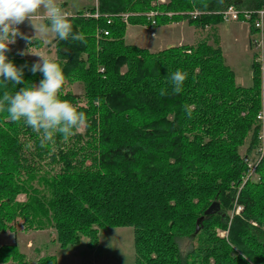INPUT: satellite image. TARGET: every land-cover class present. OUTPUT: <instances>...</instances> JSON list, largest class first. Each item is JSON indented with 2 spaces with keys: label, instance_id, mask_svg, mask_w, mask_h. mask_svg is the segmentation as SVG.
<instances>
[{
  "label": "trees",
  "instance_id": "obj_1",
  "mask_svg": "<svg viewBox=\"0 0 264 264\" xmlns=\"http://www.w3.org/2000/svg\"><path fill=\"white\" fill-rule=\"evenodd\" d=\"M234 1L97 0L70 15L82 39L53 40L65 74L57 94L86 121L67 139L57 134L41 147V133L0 110V233L20 223L25 230L52 229L61 248L85 239L92 247L101 230L131 227L135 264H264V155L259 179L241 187L249 171L245 158L261 146V63H252V88L237 86L217 34L220 12ZM236 6L253 12L254 34L264 0ZM97 10L98 18L84 15ZM183 21L202 34L196 44L151 52L126 43L129 25ZM207 29L213 45L203 35ZM35 41L31 46L43 45ZM7 55L23 66L26 81L39 84L42 74L30 71L31 60ZM176 70L186 79L174 94L169 76ZM14 91L0 83V94ZM20 194L26 201L17 200ZM213 203L218 211L206 215L194 236ZM236 206L243 210L230 218ZM186 238L191 245L183 251L179 241ZM19 257L16 244L0 246V263ZM34 264L58 260L46 253Z\"/></svg>",
  "mask_w": 264,
  "mask_h": 264
},
{
  "label": "rangeland",
  "instance_id": "obj_2",
  "mask_svg": "<svg viewBox=\"0 0 264 264\" xmlns=\"http://www.w3.org/2000/svg\"><path fill=\"white\" fill-rule=\"evenodd\" d=\"M97 0H58V3L61 7L63 2H68L69 6L65 7V11H69L71 15L76 14L78 9L83 6H93ZM159 3H167L169 0H158ZM62 8V7H61ZM198 11H193L192 14H195ZM200 13V12H198ZM216 14L215 12H212ZM218 13V12H217ZM219 14V13H218ZM171 15V14H169ZM264 16V13H263ZM34 22L39 24L41 21L39 17L34 18ZM262 22V20H261ZM250 22L240 19H223L221 24L217 25V34L222 35L225 40L226 48L227 46L232 49V66H230L229 58H225V62L230 68L234 71L236 75V85L241 86L243 88H252L253 85V67L251 61L257 62L260 61V49L261 47H257L256 43L249 44L248 42V33H251ZM221 26L223 28H221ZM20 33L26 36H33L35 34V30L32 27L29 20H25L23 23L17 25ZM148 27H154L157 32H148L145 30L144 25H129L127 34H126V43L128 44H135L140 46L141 48H148L152 50L151 52H158V49H161L165 46H179V45H194L199 42L202 38V34H198V32L194 29L193 26H190L187 21L183 22H169L166 25L154 26L150 25ZM221 30V31H220ZM239 30V32H238ZM221 32V33H220ZM238 32V36H234L235 33ZM234 33V34H233ZM212 34L210 29H207L203 35L208 37V44L213 45V40L209 37ZM254 34H257L258 37L260 36V30L258 29L255 31ZM156 35V37H154ZM36 38H40L43 41V45L41 47L30 46V50L33 52H43L44 54L50 56L51 58L55 59L56 54L54 52V45H53V37L52 35H48L47 37L38 36ZM155 39L152 42V39ZM220 38V36H219ZM237 40V41H236ZM221 41V40H220ZM222 45V44H221ZM232 45V46H231ZM249 47L245 50V48ZM28 47V44L25 39L18 36L16 38L15 43H12L8 47V51L15 52L20 57L26 58L31 60L35 63L39 60L38 55L36 54H25L21 55L20 52ZM163 50V49H162ZM161 51V50H159ZM223 51V49H222ZM247 52V56L245 54ZM235 52L237 55H233ZM256 54V55H255ZM224 55V53H223ZM239 55H242V59H235ZM237 61L238 65L241 68L237 67L235 64ZM261 63V71L259 73L261 78V93L262 97H264V65ZM237 76L243 77V81H238ZM74 91L77 94H82L84 91L83 85L81 83H76L74 85ZM81 105H85L82 103ZM264 108L261 109V112H264ZM259 118V115H258ZM262 128L260 132V148L258 152L254 155L248 157V162L251 165L257 166L259 161L264 155V117L262 119ZM83 131V129H81ZM247 145L243 147L242 153L243 156L244 151L246 150ZM260 152V153H259ZM249 167V166H248ZM249 180H258V174L256 171H250L249 169V178L245 177L244 182L242 183L241 187ZM19 202L26 201L25 194H20L17 199ZM243 210L242 206H236L235 210L230 212V218L232 216L240 214ZM21 222V218L19 219ZM255 224V223H253ZM256 225V224H255ZM54 231L52 229H44V230H25L20 223L15 225L12 231L6 233H0V246L7 244H16L18 253L20 257L15 260H10L8 263H0V264H34L39 257L44 256L46 253L51 255L54 250H60V246L58 243L53 242L52 239L54 238ZM217 234L219 236H227L228 231L217 229ZM225 234V235H223ZM33 241V246L35 249L27 250L26 243L28 239ZM87 239L83 241V244L78 246H69L64 253L59 251L60 261L58 260V264H135V247H134V232L131 227H120V228H108L101 230L98 235V244L96 246L88 247L86 245ZM181 249L183 251L187 250L191 245V240L189 238L182 239L179 241ZM37 249L39 251H37ZM43 251V254L41 253ZM63 254H66L63 257ZM58 256V257H59Z\"/></svg>",
  "mask_w": 264,
  "mask_h": 264
},
{
  "label": "clouds",
  "instance_id": "obj_3",
  "mask_svg": "<svg viewBox=\"0 0 264 264\" xmlns=\"http://www.w3.org/2000/svg\"><path fill=\"white\" fill-rule=\"evenodd\" d=\"M37 16L41 21L39 24L34 22ZM26 19L35 30L31 37L20 33L17 27ZM50 34L58 41L82 39L73 32L71 18L64 13L58 0H0V83L11 84L16 88L13 93L0 94V110H6L12 122L23 121L33 131L41 133V147L57 134L67 139L86 121L83 111L57 94L65 79L61 65L43 52L30 50L36 37ZM18 36L28 44L20 54H36L39 57L30 67L32 73L42 74L38 85L26 81L23 66H17L8 58V47L15 43ZM185 79L186 73L180 70L171 73L169 83L174 94L181 92ZM160 94L166 93L161 90ZM190 111L188 109L189 114Z\"/></svg>",
  "mask_w": 264,
  "mask_h": 264
},
{
  "label": "built area",
  "instance_id": "obj_4",
  "mask_svg": "<svg viewBox=\"0 0 264 264\" xmlns=\"http://www.w3.org/2000/svg\"><path fill=\"white\" fill-rule=\"evenodd\" d=\"M97 5V4H96ZM64 11V13L67 15V16H70L71 13H69V11H65V9H62ZM156 12H151L149 14L150 17L154 16ZM223 16V19L225 20L226 18L227 19H240V18H243L244 21H250L251 18H252V11H248V10H240L238 9V7L236 5H230L229 7H227L223 12H220ZM263 13H264V10H261V11H258L257 12V19L255 20V26L257 29H261L262 28V18H263ZM199 13L196 12L195 14H193V16H196L198 15ZM85 16H88V17H94V18H98L99 17V13H98V10L95 12V13H84ZM108 23H110V21L108 20ZM153 23H155V21H153ZM260 36H259V39H254V42L256 43V46L259 48V47H263V44H264V34H263V31L260 32ZM107 34V32H106ZM103 70V69H102ZM264 117V112H261L260 115H259V118L262 119ZM246 162H248V157L245 158ZM248 166H249V169L250 171H256V166L255 165H251L250 163H248ZM249 178V171H248V177ZM225 235V234H223ZM223 237V236H222Z\"/></svg>",
  "mask_w": 264,
  "mask_h": 264
},
{
  "label": "crops",
  "instance_id": "obj_5",
  "mask_svg": "<svg viewBox=\"0 0 264 264\" xmlns=\"http://www.w3.org/2000/svg\"><path fill=\"white\" fill-rule=\"evenodd\" d=\"M221 28H223L222 26H221ZM145 30L146 31H148V32H152V34H153V32H157L155 29H154V27H148V30H147V26H145ZM221 31V30H220ZM263 31V34H264V16H263V18H262V28L260 29V32H262ZM238 32H239V30H238ZM238 32L237 33H235V35L234 36H238ZM221 33V32H220ZM234 34V33H233ZM261 34V33H260ZM220 36V40H221V44H222V49H223V53H224V56H225V58H229V60H230V66L231 67H233L232 66V49L230 48V46L228 47L227 46V48H226V45H225V40H224V37H222V35L220 34L219 35ZM154 37H156V35L154 36ZM152 39V38H151ZM254 39H259V37H258V35L257 34H252V33H248V42H249V44L251 43V44H253V43H255L254 42ZM54 40V39H53ZM152 42H154L155 41V39H152L151 40ZM237 41V40H236ZM232 46V45H231ZM168 47H171V46H168ZM167 46H165V47H163V48H161V49H158L157 51H159V50H162V49H166V48H168ZM148 49V48H147ZM246 49H248V52L250 51V49H249V47H248V45H247V47L245 48V50ZM150 51H152V50H150ZM245 54H246V56H247V52L245 51ZM233 55H237L235 52H233ZM243 58V56L242 55H239L237 58H235V59H242ZM259 59H260V61L259 62H262L263 63V65H264V44H263V47H262V49H260V56H259ZM235 64L237 65V67H239V68H241V66H239L238 65V63H237V61H235ZM251 64H252V61H251ZM237 79H238V81H243V77H239V76H237ZM5 244H7V243H5ZM4 244V245H5ZM27 245H26V248H27V250H31V249H35V247L33 246V241L29 238L28 240H27V243H26ZM66 249H61L60 248V250H58V252H57V250H54L53 251V253L51 254V255H55L57 258H58V260L60 261V256H59V251H62L61 252V255H62V253H64V251H65ZM37 251H39L38 249H37ZM41 253L43 254V251H41ZM48 254V253H47ZM59 256V257H58ZM66 256V254H63V257H65Z\"/></svg>",
  "mask_w": 264,
  "mask_h": 264
},
{
  "label": "water",
  "instance_id": "obj_6",
  "mask_svg": "<svg viewBox=\"0 0 264 264\" xmlns=\"http://www.w3.org/2000/svg\"><path fill=\"white\" fill-rule=\"evenodd\" d=\"M243 2V0H235L234 3L236 5H240L241 3ZM219 209V205L217 203H213L210 208H208L206 211H205V214L204 216H201L200 218H198L197 222H196V230H195V233H194V236L200 232L201 228H202V224H203V221L205 220V217L206 215H209L211 213H214V212H217Z\"/></svg>",
  "mask_w": 264,
  "mask_h": 264
}]
</instances>
